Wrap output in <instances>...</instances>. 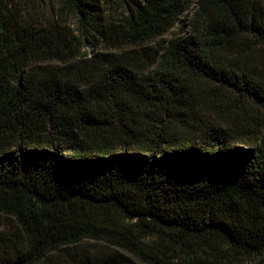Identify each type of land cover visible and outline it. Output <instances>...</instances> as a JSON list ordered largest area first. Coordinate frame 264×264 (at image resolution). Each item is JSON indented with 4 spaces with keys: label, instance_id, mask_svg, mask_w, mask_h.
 Wrapping results in <instances>:
<instances>
[{
    "label": "trees",
    "instance_id": "trees-1",
    "mask_svg": "<svg viewBox=\"0 0 264 264\" xmlns=\"http://www.w3.org/2000/svg\"><path fill=\"white\" fill-rule=\"evenodd\" d=\"M0 139V264H264V0H0Z\"/></svg>",
    "mask_w": 264,
    "mask_h": 264
},
{
    "label": "rangeland",
    "instance_id": "rangeland-1",
    "mask_svg": "<svg viewBox=\"0 0 264 264\" xmlns=\"http://www.w3.org/2000/svg\"><path fill=\"white\" fill-rule=\"evenodd\" d=\"M197 5L194 4L193 7H191V9L185 14V16L183 17L184 18V21H185V25H184V31L185 32H188V33H191V32H194L195 28L198 26V23H197V16L195 14V9H196ZM69 21L70 23L72 24V26H74L75 28H77V21L74 17H70L69 18ZM180 33V31L177 30V27H175L174 30H172L171 32H169L168 34H166L164 37L166 39H168L170 36L172 35H175V34H178ZM156 67V66H155ZM155 67H153L152 69H154ZM217 99H213V101ZM216 110H218V108H214ZM211 111V110H210ZM217 113V112H215ZM22 136L19 135V134H10V136L8 137V141L10 140V142H18L20 141L22 138ZM0 141H2L0 139Z\"/></svg>",
    "mask_w": 264,
    "mask_h": 264
}]
</instances>
